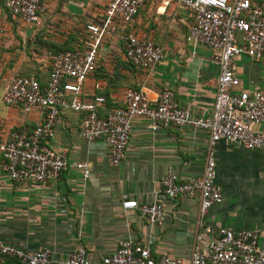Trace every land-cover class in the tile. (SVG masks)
I'll return each instance as SVG.
<instances>
[{
  "label": "crops",
  "instance_id": "0c3cea01",
  "mask_svg": "<svg viewBox=\"0 0 264 264\" xmlns=\"http://www.w3.org/2000/svg\"><path fill=\"white\" fill-rule=\"evenodd\" d=\"M108 0H44L37 26H29L10 14L0 0V134L32 128L44 110L3 104L1 93L12 75L33 76L44 83L49 72L46 51L81 48L85 24L99 22ZM191 18L187 9L174 2L145 0L126 24V29L162 46L163 59L151 72L133 68L126 61L120 42L105 39L96 54V64L80 85L78 98L104 99L97 107L103 117L122 105L126 88H141L156 101L164 86L171 89L180 107L192 115L209 112L213 100L216 66L206 47L191 46L184 37ZM240 88H264V58L236 57ZM82 112L62 110L52 125L47 145L65 153L68 164L86 161L85 181L71 166L55 179L31 186L4 178L0 166V239L24 243L31 249L48 248L49 264L62 261L77 245L86 250L90 264L112 253L128 236L152 240L157 254L189 256L199 201L196 197L170 200L159 194L164 208L161 225H149L135 210H122L120 195L148 203L159 188L167 168L179 179L199 175L205 157L206 133L189 127H159L150 131L143 117L134 119L123 159L111 165L101 141L85 142L78 135ZM215 183L221 201L202 217L212 228L233 231L255 229L257 244L264 250V149H247L226 141L215 147ZM0 264H17L4 256Z\"/></svg>",
  "mask_w": 264,
  "mask_h": 264
},
{
  "label": "built area",
  "instance_id": "2783aa9c",
  "mask_svg": "<svg viewBox=\"0 0 264 264\" xmlns=\"http://www.w3.org/2000/svg\"><path fill=\"white\" fill-rule=\"evenodd\" d=\"M145 0H108L99 22L85 24L81 48L46 51L49 72L44 83L33 76L12 75L3 87V104L18 106L23 112L33 107L44 110L42 120L32 128L12 130L7 137L0 134V166L4 178L27 182L31 186L55 179L68 165L80 172L85 181L89 175L86 161L68 164L66 155L50 148L52 125L62 110L82 112L78 135L85 142L101 141L108 162L115 166L125 154L131 124L143 117L147 127H189L206 133L205 157L199 175L179 179L169 167L152 192L148 203H139L127 194L120 195L122 210H135L149 225H161L164 208L159 200L163 194L170 200L196 197L199 201L196 229L187 258L157 254L152 240L134 236L120 240L116 249L100 257V264H264V250L257 244L258 231L212 228L203 223L206 210L221 201L215 183V147L226 141L243 148L264 149V88H240L235 71L236 57L245 55L264 58V0H163L174 2L189 12L191 22L184 37L186 43L204 46L210 61L216 66L215 88L209 112L192 115L180 107L171 89H160L156 101H151L141 88H126L122 105L112 108L103 117L97 107L104 99L95 96L82 101L77 94L85 77L96 64V54L105 39L120 42L126 61L135 69L151 72L163 59L162 46L126 29L138 7ZM6 10L29 26L40 23L44 0H2ZM50 251L42 247L31 249L24 243L0 239V260L7 256L17 264H49ZM64 264H90L83 246L77 245Z\"/></svg>",
  "mask_w": 264,
  "mask_h": 264
}]
</instances>
